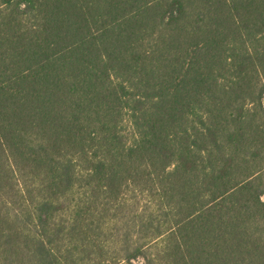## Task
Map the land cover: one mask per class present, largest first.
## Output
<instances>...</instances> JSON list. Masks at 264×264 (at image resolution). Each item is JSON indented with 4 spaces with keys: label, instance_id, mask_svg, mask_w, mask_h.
Instances as JSON below:
<instances>
[{
    "label": "trees",
    "instance_id": "1",
    "mask_svg": "<svg viewBox=\"0 0 264 264\" xmlns=\"http://www.w3.org/2000/svg\"><path fill=\"white\" fill-rule=\"evenodd\" d=\"M0 264H264V0H0Z\"/></svg>",
    "mask_w": 264,
    "mask_h": 264
}]
</instances>
